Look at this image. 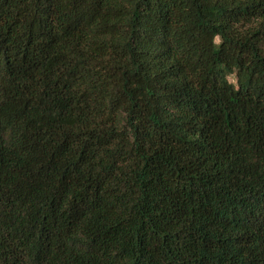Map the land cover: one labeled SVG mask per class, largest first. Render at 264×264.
Here are the masks:
<instances>
[{
  "label": "trees",
  "instance_id": "1",
  "mask_svg": "<svg viewBox=\"0 0 264 264\" xmlns=\"http://www.w3.org/2000/svg\"><path fill=\"white\" fill-rule=\"evenodd\" d=\"M0 264H264V0H0Z\"/></svg>",
  "mask_w": 264,
  "mask_h": 264
}]
</instances>
